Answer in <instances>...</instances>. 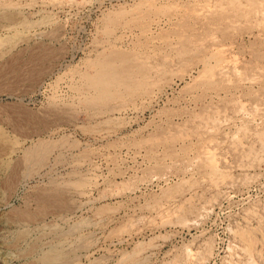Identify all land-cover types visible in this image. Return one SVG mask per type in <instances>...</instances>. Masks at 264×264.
Here are the masks:
<instances>
[{
    "label": "rangeland",
    "instance_id": "1",
    "mask_svg": "<svg viewBox=\"0 0 264 264\" xmlns=\"http://www.w3.org/2000/svg\"><path fill=\"white\" fill-rule=\"evenodd\" d=\"M50 250L264 264V0H0V264Z\"/></svg>",
    "mask_w": 264,
    "mask_h": 264
},
{
    "label": "bare ground",
    "instance_id": "2",
    "mask_svg": "<svg viewBox=\"0 0 264 264\" xmlns=\"http://www.w3.org/2000/svg\"><path fill=\"white\" fill-rule=\"evenodd\" d=\"M18 23L19 22L15 21L14 23H12L11 25H8L7 27H8V29H13L16 32L20 31L22 33V31H26V32H28V34H32L33 36H38L39 35V33H36V32L35 33L34 32L33 33L29 32L31 29L30 30L29 29H25V27L22 24H18ZM133 65L134 64H131L127 60H119V59L116 60V61H114L112 59H106V60L100 59V60H97L94 63H92V65H91V68L94 69V74H93L94 76H92V79H90L88 82H86V84L88 83L87 86H90L92 89H94L96 95H103V96H108L109 97L112 94H114L113 93L114 91H118L119 89H121V87L126 86L130 82L129 78H132V74L131 73L134 72V70H133L134 66ZM18 114L19 115H24L25 111L24 112H20ZM32 153H33V151H32ZM32 153H31V155H32ZM34 153H36V152H34ZM27 155H28V152H27ZM29 157H30V155H29ZM128 189L129 190H125L124 192H121L118 196H115L116 197L115 200H117V198L128 197V193L133 192V190L130 189V187ZM103 198L104 199H110V197H106V196H104ZM75 228H77V227H75ZM73 232H74V230H73ZM68 233H70V232H68ZM59 238H61V237H59ZM57 240H59V239H57ZM64 243H65V241H64ZM86 246H87V242H85L84 240H80V242L77 244V249L85 248ZM64 248H65V246H64ZM51 249H52V247H51ZM66 257H67V254L64 251H62V250H50V252L47 255H45V256L43 255V257H42L40 262L49 263V264H59V263H61V261H64L65 259H67ZM70 258H71V256H70ZM78 259H79L78 256L75 257V260L73 258V260L76 263L78 262ZM65 262H67V260H65ZM139 262L140 261L135 260L134 264H139ZM131 263H132V261H131ZM91 264H96V262L91 263Z\"/></svg>",
    "mask_w": 264,
    "mask_h": 264
}]
</instances>
